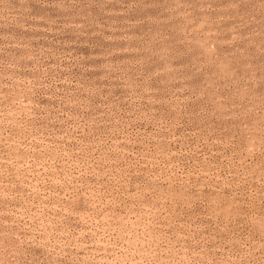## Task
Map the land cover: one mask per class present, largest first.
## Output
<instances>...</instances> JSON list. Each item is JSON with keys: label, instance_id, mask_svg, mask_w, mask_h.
<instances>
[{"label": "rangeland", "instance_id": "1", "mask_svg": "<svg viewBox=\"0 0 264 264\" xmlns=\"http://www.w3.org/2000/svg\"><path fill=\"white\" fill-rule=\"evenodd\" d=\"M0 264H264V0H0Z\"/></svg>", "mask_w": 264, "mask_h": 264}, {"label": "bare ground", "instance_id": "2", "mask_svg": "<svg viewBox=\"0 0 264 264\" xmlns=\"http://www.w3.org/2000/svg\"><path fill=\"white\" fill-rule=\"evenodd\" d=\"M136 219H138V217H136ZM133 220H134V219H133ZM138 220H139V219H138ZM121 221H122V220H121ZM121 221H120V222H121ZM123 221H124V220H123ZM136 221H137V220H136ZM125 223H126V222H125ZM125 223H123V224H125ZM129 224H130V223H129ZM132 224H133V223H132ZM262 224H263V223H262ZM134 225H135V224H134ZM134 225H133V226H134ZM122 226H125V225H122ZM127 226H128V225H127ZM130 226H131V225H130ZM132 230H134V228H133ZM134 231H135V230H134Z\"/></svg>", "mask_w": 264, "mask_h": 264}]
</instances>
